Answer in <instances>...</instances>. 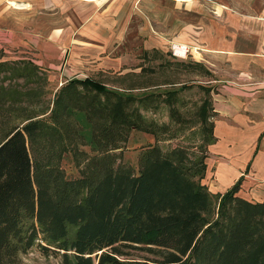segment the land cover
<instances>
[{
    "label": "crops",
    "instance_id": "crops-1",
    "mask_svg": "<svg viewBox=\"0 0 264 264\" xmlns=\"http://www.w3.org/2000/svg\"><path fill=\"white\" fill-rule=\"evenodd\" d=\"M184 48L209 95L200 183L264 202V0H0V47L55 79ZM199 81V82H200Z\"/></svg>",
    "mask_w": 264,
    "mask_h": 264
},
{
    "label": "trees",
    "instance_id": "trees-1",
    "mask_svg": "<svg viewBox=\"0 0 264 264\" xmlns=\"http://www.w3.org/2000/svg\"><path fill=\"white\" fill-rule=\"evenodd\" d=\"M10 62L17 66L9 70L3 61L0 71L28 81L39 69L27 59ZM69 81L103 89L88 78ZM10 92L0 85V99ZM119 107L117 103L115 116ZM34 117H25L20 127L11 126L0 141V264H20L18 255L33 246L59 254L61 264H184L206 236L219 245L220 253L226 252V259L234 257L227 264L264 263V236H258V223L221 217L228 200H238L243 215L257 214L248 208L264 207V202L237 197V182L222 194L207 191L200 183L202 159L201 173L194 180L193 170L176 158L142 154L135 173L131 167L108 170L79 200L58 205L45 188L32 182L28 143L41 131ZM74 120L82 129L79 134L91 144L90 124L78 112ZM215 206L217 216L210 221ZM131 250L151 257L135 258Z\"/></svg>",
    "mask_w": 264,
    "mask_h": 264
},
{
    "label": "rangeland",
    "instance_id": "rangeland-1",
    "mask_svg": "<svg viewBox=\"0 0 264 264\" xmlns=\"http://www.w3.org/2000/svg\"><path fill=\"white\" fill-rule=\"evenodd\" d=\"M170 44L165 51H141L138 60L120 72L87 70L73 79L96 81L101 91L87 84L60 81L40 67L29 81L0 71V85L11 90L0 99V141L11 126L26 122L22 120L28 115H35L32 119L39 122L41 131L28 143L35 187L45 188L55 203L64 205L86 195L108 170L131 167L135 173L142 154L174 157L198 179L199 160L209 139V95L193 74L199 67L188 57L173 55ZM22 57L27 54L0 47V62L7 61L9 70L17 66L10 61ZM117 103L123 114L115 116ZM75 112L90 124L91 144L79 134L82 129L74 120ZM228 201V206L221 208L222 220H254L261 228L258 236H264V207H249L250 212L258 213L243 215L238 200ZM216 216L215 206L210 221ZM204 239L184 264L234 261V257H224L226 252H219L213 238ZM131 254L138 259L151 257L142 250H131ZM18 258L20 264H61L59 254L37 246Z\"/></svg>",
    "mask_w": 264,
    "mask_h": 264
},
{
    "label": "built area",
    "instance_id": "built-area-1",
    "mask_svg": "<svg viewBox=\"0 0 264 264\" xmlns=\"http://www.w3.org/2000/svg\"><path fill=\"white\" fill-rule=\"evenodd\" d=\"M179 47L182 48L183 46L176 44V43H171L169 49L173 55L178 56L179 54L176 52V48H179Z\"/></svg>",
    "mask_w": 264,
    "mask_h": 264
},
{
    "label": "bare ground",
    "instance_id": "bare-ground-1",
    "mask_svg": "<svg viewBox=\"0 0 264 264\" xmlns=\"http://www.w3.org/2000/svg\"><path fill=\"white\" fill-rule=\"evenodd\" d=\"M176 52H177L179 55L185 53L183 47H182V48H180V47H179V48H176Z\"/></svg>",
    "mask_w": 264,
    "mask_h": 264
}]
</instances>
